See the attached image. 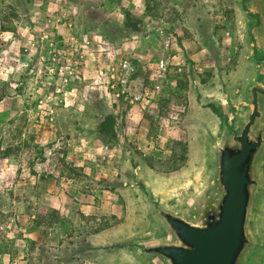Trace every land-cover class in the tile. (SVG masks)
<instances>
[{"label": "rangeland", "instance_id": "obj_1", "mask_svg": "<svg viewBox=\"0 0 264 264\" xmlns=\"http://www.w3.org/2000/svg\"><path fill=\"white\" fill-rule=\"evenodd\" d=\"M247 73L237 0H0V264H129L96 247L144 225L131 172L191 180L213 123L196 95L236 97Z\"/></svg>", "mask_w": 264, "mask_h": 264}, {"label": "water", "instance_id": "obj_2", "mask_svg": "<svg viewBox=\"0 0 264 264\" xmlns=\"http://www.w3.org/2000/svg\"><path fill=\"white\" fill-rule=\"evenodd\" d=\"M252 0H237L248 73L236 97L198 93L212 118L202 128L201 164L188 182L154 187L132 171L144 225L96 247L129 264H254L264 248V44Z\"/></svg>", "mask_w": 264, "mask_h": 264}, {"label": "trees", "instance_id": "obj_3", "mask_svg": "<svg viewBox=\"0 0 264 264\" xmlns=\"http://www.w3.org/2000/svg\"><path fill=\"white\" fill-rule=\"evenodd\" d=\"M143 27V21L139 17H136L128 12L124 14V28L131 34H138ZM3 31H6V27H3ZM217 61V59H215ZM178 83V81H177ZM180 88L186 89V84ZM5 98L4 94L0 95V102ZM97 134L99 138L108 144H113L118 141V133L116 131V117L112 114L106 115L103 120L97 126ZM182 164L185 163L186 157L180 158Z\"/></svg>", "mask_w": 264, "mask_h": 264}, {"label": "built area", "instance_id": "obj_4", "mask_svg": "<svg viewBox=\"0 0 264 264\" xmlns=\"http://www.w3.org/2000/svg\"><path fill=\"white\" fill-rule=\"evenodd\" d=\"M126 67H127V65L125 64V65H124V68H126Z\"/></svg>", "mask_w": 264, "mask_h": 264}]
</instances>
